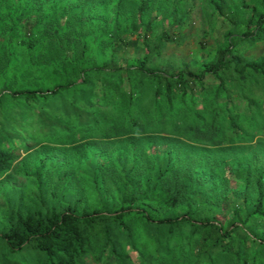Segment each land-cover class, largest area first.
Returning <instances> with one entry per match:
<instances>
[{"label":"trees","instance_id":"trees-1","mask_svg":"<svg viewBox=\"0 0 264 264\" xmlns=\"http://www.w3.org/2000/svg\"><path fill=\"white\" fill-rule=\"evenodd\" d=\"M0 4L4 13L10 7L7 41L25 51L56 48L51 36L73 34L65 30L67 20L60 21L64 13L46 20L55 15L54 7L44 9L28 0ZM146 4L139 0L136 18L124 22L120 1L112 7L111 27L100 49L109 51L108 61L118 63L87 67L74 60L69 69L77 70L78 81L3 86L7 91L0 92V105L7 97L37 112L54 101L75 123L63 122L60 127L66 130L75 127L81 133L101 124L115 134L128 131L134 139L127 140L128 157L111 152L104 157L96 142L93 162H84L75 175L68 159L79 149L73 150L65 158L67 167L61 164L62 178L47 180L48 188L40 177L46 160L40 157L31 168L38 206L10 201L1 209L0 264H264V167L250 159H202L189 149H136L144 139L140 135L155 130L207 145H234L254 134L264 143V55H245L264 38V0H210L225 29L209 58L202 53L198 61L176 69L151 62L159 52L147 44L150 18H140ZM131 36L145 52L124 58ZM170 37L173 32L162 31L157 42ZM122 78L128 89H121ZM252 86L258 90L252 92ZM14 157L0 147V175ZM78 176L81 182L74 180ZM87 188L95 191L94 199L84 194ZM60 189L73 196L63 200Z\"/></svg>","mask_w":264,"mask_h":264},{"label":"rangeland","instance_id":"rangeland-1","mask_svg":"<svg viewBox=\"0 0 264 264\" xmlns=\"http://www.w3.org/2000/svg\"><path fill=\"white\" fill-rule=\"evenodd\" d=\"M28 1L44 9L54 7L55 15H46L48 19L45 17L51 22L56 14L64 13L66 16L60 17V21L67 20L65 30H72L73 34L68 33L57 39L51 36L55 39L56 48L45 46L39 47L37 50L25 51L7 41L6 35L9 32L7 24L10 22V15L7 13L10 7H4L5 12L7 11L4 13L0 4V92L5 93L7 91L4 90V85L11 87V89L28 85L36 88L37 86L49 85L54 79H58L60 82L71 78L77 80V70L69 69L70 67L74 68L75 65L69 62H74V60L75 63L85 61L84 65L87 67H99L101 63H106L109 60V51L100 49V46L105 43L104 40L108 37L112 23V7L116 5L118 0ZM119 1L121 3L119 7L121 22L134 20L136 18L135 9L139 0ZM255 1L250 0V2ZM146 2V8L140 18L143 22L150 18L149 25L146 23L148 29L147 44L155 45L159 52L153 59L151 58L152 63L176 69L179 65L183 66V64L191 63L193 60L198 61L202 53L206 58L211 56L215 41L224 31L225 25L212 11L210 0H146ZM23 5L27 4L23 3ZM137 30L141 32L142 27L137 25ZM162 31L166 32L167 35L173 32V37L158 43L157 36ZM14 35L15 33L12 34V36ZM126 41L128 45L125 52L122 53L124 58L142 56L145 52V48L139 46L141 43L139 39L136 41L131 36ZM81 42L82 44H80ZM247 50L245 55L248 57L264 55V38ZM7 52L11 55H8L9 60L6 62L5 55ZM118 55L116 53V57ZM114 59L108 61L107 65H114V62L118 63L119 60L114 61ZM30 60L35 61L36 64H31ZM91 84L92 86L96 84L95 88H97L96 81H91ZM112 84L114 85L113 82ZM211 84L214 85V83ZM120 85L121 89H128V80L122 78ZM252 88V92H255V89L258 90L256 86H252ZM112 90L114 94L118 93L114 89ZM228 91L231 90L227 89ZM106 96L108 97V93ZM219 101L223 100L220 98ZM52 103H48L47 107L39 109L37 112L34 110L29 112L19 108L18 102L13 99L2 98L0 105V147L11 150L15 157L0 175V225L1 209L10 204V201H18L21 205L29 208L38 206V201L34 199L36 183L31 174V168L40 157L46 160L40 176L46 183L43 188H48L49 181L47 180L56 177L62 178L65 167L61 164L64 163L66 166L65 158L67 159V154L73 150L79 149L77 155L68 159L73 163L71 166L74 168L69 170L70 174L74 173V175L78 167H83L84 162H93V152L98 150L96 142H100L101 151L99 153L105 155L104 157L108 156L109 152L128 157L127 140L134 139L130 136L131 133L126 131L115 134L112 133L110 127L101 124L98 127L84 129L81 133L75 131V127L66 130L65 127L60 126H63V122L68 126H74L73 119ZM20 109L24 114H18ZM140 137H144V139L138 140L136 144L139 147L136 149L145 152L149 151V147L155 148L152 151L174 148L184 153H187L189 149V151L192 150L201 156L202 159L217 157L236 161L250 159L255 165L260 164L261 167H264V143L257 141L259 134H254L249 141L222 146L193 143L162 130L146 131ZM78 158L80 163L76 162ZM69 178L70 175L68 174L64 183ZM82 178L83 176H78L74 180L81 182ZM82 190L89 200L95 198L96 193L93 188ZM60 193L63 200L73 196L61 189ZM130 256L133 261L137 258L133 253H130ZM86 264L93 263L89 261Z\"/></svg>","mask_w":264,"mask_h":264}]
</instances>
